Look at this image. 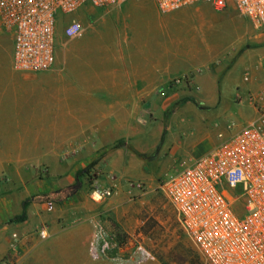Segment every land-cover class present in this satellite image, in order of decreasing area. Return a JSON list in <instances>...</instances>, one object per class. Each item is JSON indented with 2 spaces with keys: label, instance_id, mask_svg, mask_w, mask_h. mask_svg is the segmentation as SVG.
I'll use <instances>...</instances> for the list:
<instances>
[{
  "label": "crops",
  "instance_id": "obj_1",
  "mask_svg": "<svg viewBox=\"0 0 264 264\" xmlns=\"http://www.w3.org/2000/svg\"><path fill=\"white\" fill-rule=\"evenodd\" d=\"M238 18L232 6L217 11L205 3L167 14L157 10L155 0H127L106 8L85 6L65 18L82 26L77 39L71 40L78 46V55H59L57 38L54 56L61 59L55 64L54 58L49 70L22 73L13 69L12 56L11 67L6 57L0 68V156L20 158L14 162L12 181L3 178L10 167L0 161V236L16 227L7 222L20 214L22 202L33 193L39 157L53 189L72 185L75 173L96 161L91 171L99 177L92 186L112 183L116 188L111 198L96 205L103 212L118 215L116 208L127 196L123 193L136 194L137 183H144L145 193L150 192L153 186L146 183L144 168L166 160L171 152L164 144L178 113L172 112L164 125L159 93L189 71L193 101L210 109L246 96L254 118L256 94L230 77L237 68L255 75L261 70L264 31L251 38L250 25ZM191 19L241 33L232 47L217 48L207 41L198 46L184 29ZM170 25L173 29L168 30ZM251 39L253 47L240 50ZM2 52L12 55V50ZM256 57V62L246 60ZM152 123L157 124L153 137ZM211 148L183 161L184 167ZM170 161L175 170L180 160L172 157ZM82 195L79 191L55 204L46 226L48 237L35 242V234L28 235L32 243L9 264H84L90 221L97 213L90 214L92 207L82 202ZM34 205L28 204V217Z\"/></svg>",
  "mask_w": 264,
  "mask_h": 264
},
{
  "label": "built area",
  "instance_id": "obj_2",
  "mask_svg": "<svg viewBox=\"0 0 264 264\" xmlns=\"http://www.w3.org/2000/svg\"><path fill=\"white\" fill-rule=\"evenodd\" d=\"M127 0H0V14L12 32V67L22 73L49 70L54 64L58 25L85 6L114 7ZM205 3L217 11L232 6L256 31L264 30V0H155L167 14L185 6ZM76 21L65 22L61 34H80ZM219 142L157 185L172 208L178 226L204 260V264H264V108L230 135L217 134ZM88 193L102 204L114 185L99 183ZM136 188L141 190V184ZM46 212L54 203L43 202ZM101 215L90 221L86 264H158L145 237L136 245L119 241L121 231L108 229ZM48 237L47 228L37 232ZM14 240L17 233H13Z\"/></svg>",
  "mask_w": 264,
  "mask_h": 264
},
{
  "label": "rangeland",
  "instance_id": "obj_3",
  "mask_svg": "<svg viewBox=\"0 0 264 264\" xmlns=\"http://www.w3.org/2000/svg\"><path fill=\"white\" fill-rule=\"evenodd\" d=\"M241 19L244 25H250L244 18H238V20L242 22ZM64 24L65 22H63V25L61 24L57 27V51L59 55H78V46L71 42V40L77 39L78 35L71 38L62 36L61 30ZM224 26H226V24H224ZM250 27L252 30L251 38L259 32L261 33L264 31H256L251 25ZM167 29L171 30L173 28L170 25ZM184 29H186V36H188L190 41L196 43L198 46H203L205 43L211 42L212 45L217 48L234 46L237 43V34L241 33L240 31H233L230 28L229 30L226 28L221 30L216 29L214 26L199 22L197 19L187 20ZM253 45L252 39L247 40L246 44L243 45L240 50L246 47H253ZM11 48L12 32L10 28L4 24V20L0 14V49L4 54L6 49L10 53L12 50ZM6 57L11 67V55H0V68L5 66ZM59 59H61V56L55 55V64H57ZM246 60H253L256 62L258 58H247ZM261 61V70H257V75L251 74V71L243 72L242 68H237L230 77V79L235 80L240 87L244 86L249 92L256 94L253 100L255 108H264V55H262ZM232 62L233 60L229 63L232 64ZM191 73L192 71H189L184 74V76H179L171 80L168 83V87H165L163 91L159 93L161 98L160 114L165 119L164 125H166V120L172 112L177 111L178 113L172 118L171 125L167 130L168 136L164 144V149L168 148L171 152L167 154L166 160L161 159L159 162L150 163L144 168V179L147 180V184L151 182L153 186L151 191L146 194L147 188L145 184L140 183L142 188L139 191L136 188V194L123 193L127 196L121 195L124 202L116 208L118 215L111 211L103 212L102 208H96V205L100 204L94 203L88 196V193L93 188V181L99 177V174L95 170L91 171L93 166L86 170L90 163L78 170L84 171L83 173L78 176H76L77 172L75 173V181L72 185L53 189L47 183L48 176L44 172L46 164L42 162L39 157L37 158L39 161L34 165L36 170L35 178L38 179L34 181L33 193L27 198L30 199L29 204H35L34 208L30 210L29 217L26 211V219L24 221L14 222L16 223V227L8 229L0 236V264H9V261L17 259V257L24 253L25 245L32 243L27 239L28 235L35 234V242L45 240H41L37 236L38 230L47 226L48 218L51 216V213L43 209V202L52 200L51 202H53L54 205L66 202L68 199L64 200L60 197L61 193H57L61 190H67L68 193L75 191V194L82 191V196L84 198L82 197V199H80L82 202L92 207L89 211L90 214L97 213V215H101L100 217H102L101 219L108 229H119L122 234L119 241L128 243L130 248L136 245L138 234L144 236L145 239H147L144 244L157 256L159 259L158 264H204L202 257L178 226L172 208L157 190V185L160 180L165 179L174 173L175 170H181L184 167L183 161L189 160V158L195 156V154L204 151L208 146L213 148L219 142L217 137L219 132L226 136L230 135L237 128L242 127L250 121L253 112L251 111V106H249V101L246 96H241L242 99L240 102L229 100L221 103V105L216 108L213 107L210 109L204 107V104L190 101L189 97H191L192 92L188 90L189 86L187 83L189 82L188 78ZM256 85L258 87L257 90H255ZM195 93L199 95L204 94L201 91H195ZM225 94L226 92L224 96ZM250 96L249 98H251ZM190 102L192 103L190 104ZM156 125L157 124L152 123L150 126L152 128H149V130H151V137L157 132L155 131ZM163 132L165 133L166 129H164ZM118 145H120V142ZM168 149L166 151H168ZM173 151V155L170 156ZM172 157L180 160L176 164L175 170L170 168V160H172ZM17 158L20 157L12 155L0 156V161L5 162L10 167V170H7V173L3 176L6 181H12L13 179V165ZM25 159H27V157H25ZM82 178L85 179L84 184L82 183ZM99 184L106 186L107 183ZM115 192L116 188L114 187L113 195ZM42 198L47 200L43 201L41 200ZM125 220L126 224H123ZM7 223H13V221ZM13 233H17L16 240L12 237ZM14 250H16L15 254L13 253ZM84 264L86 263L84 262Z\"/></svg>",
  "mask_w": 264,
  "mask_h": 264
},
{
  "label": "trees",
  "instance_id": "obj_4",
  "mask_svg": "<svg viewBox=\"0 0 264 264\" xmlns=\"http://www.w3.org/2000/svg\"><path fill=\"white\" fill-rule=\"evenodd\" d=\"M190 101H193V99L191 98ZM164 134L165 133L163 132V137H164ZM95 162L96 161L91 162L90 165H88L86 170H88V168H91L92 166H94ZM83 172L84 171H77L76 176L80 175ZM57 193H61L60 197H62L64 200H67V199H69L71 196H73L75 194V191H71V192L68 193L67 190H61V191H59ZM60 197H58V198H60ZM41 200L45 201L47 199L42 198ZM49 201H52V200H49ZM29 202H30V199L24 200L22 202V210H21L20 214L15 216V217H13L10 221H13V222L24 221L26 219V207L29 204Z\"/></svg>",
  "mask_w": 264,
  "mask_h": 264
},
{
  "label": "water",
  "instance_id": "obj_5",
  "mask_svg": "<svg viewBox=\"0 0 264 264\" xmlns=\"http://www.w3.org/2000/svg\"><path fill=\"white\" fill-rule=\"evenodd\" d=\"M191 99V97H189V100Z\"/></svg>",
  "mask_w": 264,
  "mask_h": 264
}]
</instances>
